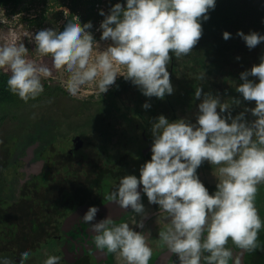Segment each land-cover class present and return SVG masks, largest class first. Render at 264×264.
I'll use <instances>...</instances> for the list:
<instances>
[{
  "label": "flooded vegetation",
  "instance_id": "1",
  "mask_svg": "<svg viewBox=\"0 0 264 264\" xmlns=\"http://www.w3.org/2000/svg\"><path fill=\"white\" fill-rule=\"evenodd\" d=\"M209 36L182 32L177 52L154 59L143 74L146 59L138 81L131 79L135 73L101 102L80 100L82 110H56L73 128L50 158L40 150L23 179L14 181L18 191L50 181L58 186L55 199L65 200L68 212L54 243L63 242L60 228L76 208L99 206L136 188L138 222L109 264H264V66L190 58L215 45ZM113 120L121 124L118 135ZM126 134L139 156L135 179L127 143L123 153L112 155ZM198 162L214 163L215 174L203 173ZM74 163L81 172L71 170ZM174 182L183 188L173 190ZM69 248L73 259L65 261L57 249L49 262L97 264L90 255L75 259V247Z\"/></svg>",
  "mask_w": 264,
  "mask_h": 264
},
{
  "label": "rangeland",
  "instance_id": "2",
  "mask_svg": "<svg viewBox=\"0 0 264 264\" xmlns=\"http://www.w3.org/2000/svg\"><path fill=\"white\" fill-rule=\"evenodd\" d=\"M92 2L93 6L81 5L73 14L72 22L81 24L80 38L72 25L65 27L67 38L62 32L70 14L71 0H25L16 7H0V67L10 76L15 90L25 100L30 99L16 112L11 109L8 118L0 123V136L4 132L7 138L2 144L10 152L0 181L13 183L12 193L3 194L7 198L18 189L14 181L24 177L25 171L22 170L21 163L28 155V149L33 147L29 163L35 155L37 158L40 150L43 153L47 151L50 158L51 153L56 151L54 148L58 150L63 144L62 140L68 134V129L73 128V121L57 117L56 110H82L86 106L80 100L84 103L101 102L110 91L120 85L118 81L140 72L146 64V59L142 57L134 41L137 31L129 23H124L119 31L116 26L112 27L117 23L116 17L130 12V8L108 0H91ZM83 19L89 24L88 29L81 23ZM236 63L244 64V61ZM206 72L203 69L202 75ZM190 73L194 77L192 70ZM69 98L73 100L69 101ZM96 125L91 127L95 128ZM120 127L119 122L112 121L111 129L117 135L121 131ZM122 141L118 149L112 150V155L123 153L124 143H127V162L134 175L132 178L135 179L139 167L135 163L139 158L137 148L130 144L127 134L123 143ZM199 164L203 173L215 174L217 167L214 163L198 162V167ZM196 166L185 177L190 182L195 180L193 174L197 172ZM70 168L72 171L81 172V166L76 163ZM179 186H182L181 182H174L173 190L183 188ZM57 190L58 186L51 192L52 196L60 193ZM63 246V242H41L20 263L42 264L45 259L52 257L51 253H58L57 249L65 261H70L71 257L66 253L68 247L65 245L62 249ZM6 261L8 260H3L4 263Z\"/></svg>",
  "mask_w": 264,
  "mask_h": 264
},
{
  "label": "trees",
  "instance_id": "3",
  "mask_svg": "<svg viewBox=\"0 0 264 264\" xmlns=\"http://www.w3.org/2000/svg\"><path fill=\"white\" fill-rule=\"evenodd\" d=\"M24 1L0 0V7H16ZM108 1L130 8V12L116 17L117 23L112 27L116 26L119 31L124 23H129L137 31L134 36L136 47L142 57L148 59V64L142 70L143 74H146L150 68L149 63L154 59L168 58L177 52L183 41L180 37L182 32L211 33L213 36L209 37L216 42L214 46H206L192 52L188 55L190 58L201 57L221 66H230L236 61H257L256 65L260 61L264 66V0ZM85 4L93 6L91 0H71L70 14L62 28L65 37L68 34L65 27L72 25V29L80 38L81 24H74L72 17L77 7ZM81 23L85 28H89L84 19ZM181 46L184 49L183 44ZM149 53L152 54L148 58ZM131 79L138 81L141 76L136 73ZM29 100H25L15 90L10 76L0 67V123L8 118L11 109L16 112ZM5 137L3 132L0 136V166L10 158L8 148L2 144L7 140ZM2 175L3 169L0 167V176ZM12 175L18 176L16 172ZM50 182L36 189H17L7 198L3 194L12 193L13 185L0 181V261L3 264H22L20 262L37 248V244L54 242L53 238L59 234L58 225L65 212H68V207L65 200L52 196L54 189ZM3 260L8 261L4 263ZM17 260L20 262L14 263ZM42 264L55 262L51 263L47 258Z\"/></svg>",
  "mask_w": 264,
  "mask_h": 264
},
{
  "label": "water",
  "instance_id": "4",
  "mask_svg": "<svg viewBox=\"0 0 264 264\" xmlns=\"http://www.w3.org/2000/svg\"><path fill=\"white\" fill-rule=\"evenodd\" d=\"M34 146V145H33ZM36 146V144H35ZM32 146L23 159L22 170L26 172L32 155ZM40 163V162H39ZM140 189L133 188L120 198L99 206L84 205L66 217L60 228L62 239L75 259L82 255L92 256L97 264H109L111 257L119 255L124 242L130 239L138 222L134 214L139 209ZM90 221L88 226L86 222Z\"/></svg>",
  "mask_w": 264,
  "mask_h": 264
}]
</instances>
